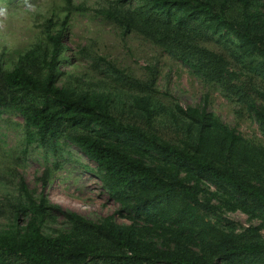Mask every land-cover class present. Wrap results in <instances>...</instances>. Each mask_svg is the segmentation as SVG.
<instances>
[{"label": "trees", "instance_id": "obj_1", "mask_svg": "<svg viewBox=\"0 0 264 264\" xmlns=\"http://www.w3.org/2000/svg\"><path fill=\"white\" fill-rule=\"evenodd\" d=\"M150 6L191 38L180 42L171 34L151 37L129 10L108 7L98 13L114 19L126 32H141L190 66L207 82L219 83L238 99L248 98L251 80L224 83L226 58L203 43L220 32L232 35L240 55L252 56L255 75H264V0H147ZM56 29L51 19L43 37L20 54L14 67L0 60V107L18 112L25 122L27 144L50 148L64 138L78 147L103 172L110 195L134 217L131 224L110 218L99 223L67 214L72 227L56 236L42 232L46 200L38 203L20 179L25 196L19 204L28 215L18 228L0 230V264H258L264 259L260 226L238 233L211 223L204 212H264V146L250 143L205 107H177L188 137L174 142L158 136L152 117L160 108L154 97L155 72L138 79L113 64L105 70L137 91L119 110L108 92L77 91L56 84L63 32L72 11ZM233 8L235 13L229 15ZM1 59V58H0ZM253 77L250 76V79ZM253 80V79H252ZM106 86V83H103ZM121 103V102H120ZM249 111L264 125V105L250 99ZM128 115V119L124 118ZM194 128V130L192 129ZM152 154V155H151ZM47 172L43 180L46 182ZM203 181L220 192H209ZM210 197L202 201L200 195ZM215 199L217 204H212ZM8 210H1L3 217Z\"/></svg>", "mask_w": 264, "mask_h": 264}, {"label": "rangeland", "instance_id": "obj_2", "mask_svg": "<svg viewBox=\"0 0 264 264\" xmlns=\"http://www.w3.org/2000/svg\"><path fill=\"white\" fill-rule=\"evenodd\" d=\"M30 3L35 11L26 10L23 0H0V5L7 4L12 13L7 29L0 31V60L4 69H12L18 56L43 37L48 20L56 22L55 28L59 29L67 14L66 0H30ZM71 5L73 9L62 38L64 49L56 76L58 86L108 92L118 109L127 111L123 103L133 102L137 91L107 72L104 63L96 59L103 58L138 79L145 78L147 69H151L155 72L153 95L160 103L158 115L152 117L158 136L174 142L186 139V122L177 107H205L250 143L264 146V125L256 121L247 107L250 99L264 105V75L251 72L254 57L240 55L232 35L220 32L203 44L224 53V83L251 80L253 89L244 99L229 95L219 83L207 82L179 57L141 32H126L116 20L98 13L108 7L129 10L151 37L163 40L167 36L171 38L172 34L180 42L187 43L190 33L159 14L147 0H71ZM234 13L231 8L229 15ZM124 118L128 119V115ZM26 139L22 116L11 108L0 107V207L8 210L0 217V230L22 228L28 219L19 204L25 198L19 190L20 179L36 203L41 198L46 200L41 225L46 235L56 236L69 230L72 225L67 214L77 215L90 223H99L105 218L126 225L134 219L141 221L110 195L104 185L103 172L74 144L58 138L50 148H44L38 141L27 144ZM45 172L48 174L46 182L43 180ZM202 184L209 192L222 193L208 181ZM209 197L205 193L200 195L202 201ZM211 203L217 204V201L212 199ZM12 212L18 213L17 227ZM204 213L211 223L227 231L241 233L261 225L256 238L264 239V212L247 213L218 207ZM86 264H101V261L91 260ZM258 264H264V259Z\"/></svg>", "mask_w": 264, "mask_h": 264}, {"label": "clouds", "instance_id": "obj_3", "mask_svg": "<svg viewBox=\"0 0 264 264\" xmlns=\"http://www.w3.org/2000/svg\"><path fill=\"white\" fill-rule=\"evenodd\" d=\"M24 7L28 11H35V6L30 0H23ZM12 13L7 4L0 5V31H5L8 27Z\"/></svg>", "mask_w": 264, "mask_h": 264}]
</instances>
